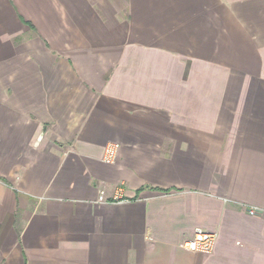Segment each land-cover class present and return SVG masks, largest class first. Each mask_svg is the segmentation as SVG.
I'll return each instance as SVG.
<instances>
[{
    "label": "crops",
    "instance_id": "1",
    "mask_svg": "<svg viewBox=\"0 0 264 264\" xmlns=\"http://www.w3.org/2000/svg\"><path fill=\"white\" fill-rule=\"evenodd\" d=\"M0 264H264V0H0Z\"/></svg>",
    "mask_w": 264,
    "mask_h": 264
},
{
    "label": "built area",
    "instance_id": "2",
    "mask_svg": "<svg viewBox=\"0 0 264 264\" xmlns=\"http://www.w3.org/2000/svg\"><path fill=\"white\" fill-rule=\"evenodd\" d=\"M117 152V145H110L106 151L105 155L103 157V160L105 162H113L116 156ZM114 201H119L122 199V195L120 190L112 197ZM100 201L107 200L104 196V192H102L99 196ZM255 209L250 211V214L254 215ZM215 234L212 232H209L202 228H197L194 236L188 240L185 241L184 246L192 251L200 252L209 254L213 251L214 244H215Z\"/></svg>",
    "mask_w": 264,
    "mask_h": 264
}]
</instances>
